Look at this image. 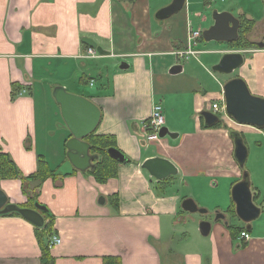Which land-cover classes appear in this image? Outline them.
<instances>
[{
	"label": "crops",
	"instance_id": "1",
	"mask_svg": "<svg viewBox=\"0 0 264 264\" xmlns=\"http://www.w3.org/2000/svg\"><path fill=\"white\" fill-rule=\"evenodd\" d=\"M172 1L0 0V148L24 175L37 171L40 155L55 172L26 183L50 210L51 239L61 238L51 248L54 264H103L106 255L122 264H264V130L227 123L254 148L247 170L235 157L230 129L206 126L201 115L224 100L223 86L235 76L264 97V41L243 49L238 73L223 78L213 65L239 49L201 48L202 35L196 44L189 39L191 30L214 23L207 14L214 0H186L179 12L160 19L158 12ZM240 13L262 21L264 0L240 1L233 14ZM189 46L194 54L178 53ZM122 62L128 67L121 68ZM175 63L182 65L176 74L170 72ZM55 85L100 107L95 132L114 135L126 157L115 177L99 182L68 159L72 134L53 96ZM156 103L176 137L155 136L146 127ZM154 156L171 160L178 174L153 178L141 165ZM244 169L262 208L251 228L229 211L232 196L202 199L194 190V183L206 182L214 190L229 184L230 191ZM0 185L10 202L28 205L20 178L0 176ZM192 195L207 217L182 207ZM219 212L226 217L216 220ZM199 220L211 221L208 235ZM36 227L18 214L0 215V264H42ZM194 227L201 235L191 236ZM236 227L251 239L245 241Z\"/></svg>",
	"mask_w": 264,
	"mask_h": 264
},
{
	"label": "water",
	"instance_id": "2",
	"mask_svg": "<svg viewBox=\"0 0 264 264\" xmlns=\"http://www.w3.org/2000/svg\"><path fill=\"white\" fill-rule=\"evenodd\" d=\"M186 0H173L169 5L163 7L157 16L160 19L179 12L185 6ZM214 23L202 31V37L205 41L233 42L239 39L240 20L231 11H213ZM260 46L263 44H259ZM98 52L104 50L96 43H92ZM244 53L241 50L228 51L223 54L218 63L213 65L215 71L230 74L244 63ZM121 68H127L128 64L122 62ZM182 70L181 64L171 67V73H178ZM223 95L225 100L226 113L229 117L240 124L253 125L264 128V97L253 94L242 77H232L223 86ZM53 96L60 105L61 115L68 126L72 136L66 142L67 157L72 165L86 172L94 166V159L98 155L91 153V144L86 139L91 133L97 129L102 112L100 107L90 98L83 96L74 91H68L63 85H55L53 88ZM201 115L204 118L205 125H215L220 122V118L210 110H203ZM160 137L171 136L176 137L178 134L169 131L163 125L159 134ZM235 157L239 164L244 167L248 158V149L240 134L234 133ZM109 153L112 157L121 162L126 161L125 154L118 148H110ZM156 180H164L169 176L178 174L177 166L169 159L161 156L147 158L141 165ZM232 201L235 204L236 216L246 224L247 228H251V222L260 216L261 206L254 201V192L252 191L249 173L244 171L241 180L236 182L231 190ZM104 204V196L99 200ZM182 207L190 212L206 213L205 208H200L192 198H185ZM48 207L36 201L34 207L21 206L17 203L10 202L7 194L0 185V215L18 212L26 220H29L37 227L45 225V217L43 211H48ZM224 219V213L216 214L215 219ZM211 221L202 220L199 223V229L203 235H208L211 230Z\"/></svg>",
	"mask_w": 264,
	"mask_h": 264
},
{
	"label": "trees",
	"instance_id": "3",
	"mask_svg": "<svg viewBox=\"0 0 264 264\" xmlns=\"http://www.w3.org/2000/svg\"><path fill=\"white\" fill-rule=\"evenodd\" d=\"M246 17V14H244ZM241 28L240 31L247 32L253 24L254 19H249L243 17L241 18ZM256 21V20H255ZM247 25L248 27H246ZM249 29V30H248ZM230 44L239 45L241 47H249L255 45L254 42H250L246 39L245 34H240L238 40L231 42ZM258 46V45H257ZM208 126V125H206ZM212 126H221L220 123H217ZM235 133V132H234ZM88 142L91 144V153L94 155H98L96 159H94V166L89 168L87 172L92 174L94 178L99 182H105L111 177H115L118 173V164L121 162L118 159L112 157L109 153L110 148H118L116 144V138L114 135H106V134H97V132L91 133L87 138ZM119 149V148H118ZM245 168V167H244ZM48 161L42 156H39L38 161V169L37 171L24 175L14 159L10 155L9 152L1 150L0 148V176L5 178H20L22 181V190L25 193L26 197H28V205L34 207V203L38 200L37 195L33 192L28 186L27 182L29 180H39L41 182L45 181L50 177L55 176L54 170H51ZM22 206V205H21ZM229 211L235 215V205L229 208ZM45 217V225L43 227H36L37 229V238L41 248V261L42 264H54V257L51 253L50 248V240H51V231L53 228V221L50 218V210L42 212ZM6 214H18V212H10ZM22 216V215H21ZM245 228L236 227L234 228V232L243 231ZM103 264H122V260L120 257L115 255H106L103 257Z\"/></svg>",
	"mask_w": 264,
	"mask_h": 264
},
{
	"label": "rangeland",
	"instance_id": "4",
	"mask_svg": "<svg viewBox=\"0 0 264 264\" xmlns=\"http://www.w3.org/2000/svg\"><path fill=\"white\" fill-rule=\"evenodd\" d=\"M240 1L241 2H245V0H214V3L212 4V8L214 10L216 8L217 9L226 8L228 11L229 10L234 11L232 13L235 14L237 5L240 4ZM213 9H209L208 12H207L208 16H210V19H212V11H213ZM238 15L241 18L243 17V19H245L246 17L251 19V20L254 19L253 20V24H252L251 27H248L247 25H245L246 27H248L250 29V30L248 29L249 31H247V32L240 31L239 33L241 35H242V33L245 34L246 39H247V37H249L248 40L250 42H254L255 43V45L249 46L248 49H257L258 48L257 42L264 41V19H262V21H257L255 17H251V18L248 17V16L244 17V14H242V13H240ZM230 43L231 42L227 43V42H219V41L207 42V41L204 40V42H201L200 47L201 48H203V47L213 48L214 47V49H224V48L227 47V48H232V49H235V50L239 49V48H242L239 45H234V44H230ZM204 55H212V54H204ZM238 71H239V67L237 69H235L232 73H230L231 75L229 74V76L236 75L238 73ZM221 76L224 78L225 77V73H223ZM252 93L255 94L254 92H252ZM231 124H234V123H231ZM256 137H257V139H262V137H260V136H256ZM251 148H253V146H251ZM247 149L249 151V154H248L247 161H245L246 162L245 163V167L248 170L249 165L253 161V154H254L253 149L254 148L251 149V150H250V148H247ZM249 180H250V176H249ZM227 183H230V182H227ZM194 190H195L196 193H199L198 197H200L202 199L203 198H207V199H216L217 198L219 200H224V197H226V195L231 196V190L229 191V184H227L226 187H225L224 183H221L220 187L217 188L216 190L208 187L206 182H202V184L199 183L198 187H197L196 183H194ZM189 191H191V190L189 189ZM190 197L193 198V199H197L193 195L190 196ZM194 214H196L197 216H202V217L206 216V215H204V214H202L200 212H196ZM263 217H264V214H263ZM259 218L260 217L256 218L254 220V222L258 221ZM263 220L264 219H261L260 222H262ZM200 222L201 221L199 220L198 225H199ZM193 224L195 225L196 223H193ZM199 235H201V234L200 233L199 234L196 233V227H194V230H192V232H191V236H199Z\"/></svg>",
	"mask_w": 264,
	"mask_h": 264
},
{
	"label": "built area",
	"instance_id": "5",
	"mask_svg": "<svg viewBox=\"0 0 264 264\" xmlns=\"http://www.w3.org/2000/svg\"><path fill=\"white\" fill-rule=\"evenodd\" d=\"M202 32H199V30H191L190 34H189V39L194 41V44H196V40H198V38H200ZM88 55L94 53V50L92 48L89 49L88 51ZM190 53V54H194L196 52V50H193V48L191 46L188 47L187 51H179L178 53L180 55H184V53ZM211 111H213V113L217 114L219 117H224L226 116V108H225V103L224 100L222 101H217V102H213L211 104ZM164 113L162 112V106L159 103L154 104L153 108H152V113L151 116L149 118V121L146 125V127L148 128L149 132H151V134L157 136L159 134V131L161 129V127H163L164 125ZM159 136V135H158ZM245 241H249L251 239V234L249 231L247 230H243L241 231V236ZM61 241V238L57 235H53L52 239L50 240V248L54 247L55 245H58Z\"/></svg>",
	"mask_w": 264,
	"mask_h": 264
},
{
	"label": "flooded vegetation",
	"instance_id": "6",
	"mask_svg": "<svg viewBox=\"0 0 264 264\" xmlns=\"http://www.w3.org/2000/svg\"><path fill=\"white\" fill-rule=\"evenodd\" d=\"M236 16V15H235ZM238 18H239V20H240V17L239 16H237ZM240 28H241V20H240ZM239 32H240V29H239ZM238 32V33H239ZM239 36H240V33H239ZM247 39H249V37H247ZM262 43V41H259V42H257V45L259 46V44H261ZM243 49H248L247 47H242V48H239V50H241L243 53L245 52V50H243ZM237 51V50H236ZM244 55H245V53H244ZM224 103H225V100H224ZM211 111V110H210ZM215 114V113H214ZM227 114V113H226ZM217 115V114H216ZM218 116V115H217ZM219 117V116H218ZM226 117L227 118H225V117H219L220 118V122H218V123H220L221 124V126L223 125L225 128H227V129H230V132H231V136L234 138V132L235 133H239L240 134V136L243 138V140H244V143L246 144V146H248L247 145V142H246V140H245V136H243L244 134H242V132L241 131H238V130H236V129H233L232 127H229V125L227 124V123H230L229 122V120L232 122V123H236V121L235 120H233L231 117H229L228 115H226ZM228 120V121H227ZM238 123V122H237ZM231 124V123H230ZM240 124V123H239ZM253 126V125H252ZM261 129H263L264 130V128H261ZM235 143V142H234ZM248 148V147H247ZM248 153H249V151H248ZM247 161V160H246ZM244 167H245V165H244ZM244 171H247V170H245L244 169ZM242 177H243V175H242ZM242 179V178H241ZM240 179V180H241ZM254 200L257 198V197H259V194L258 193H256V192H254Z\"/></svg>",
	"mask_w": 264,
	"mask_h": 264
}]
</instances>
